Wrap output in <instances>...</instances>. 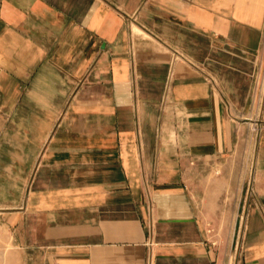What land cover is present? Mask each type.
Here are the masks:
<instances>
[{"label":"crops","instance_id":"obj_1","mask_svg":"<svg viewBox=\"0 0 264 264\" xmlns=\"http://www.w3.org/2000/svg\"><path fill=\"white\" fill-rule=\"evenodd\" d=\"M263 67L264 0H0V264H264Z\"/></svg>","mask_w":264,"mask_h":264},{"label":"rangeland","instance_id":"obj_2","mask_svg":"<svg viewBox=\"0 0 264 264\" xmlns=\"http://www.w3.org/2000/svg\"><path fill=\"white\" fill-rule=\"evenodd\" d=\"M239 169V184H234V190L231 189L229 193H224L220 201L221 208L219 210V215L210 224L211 243L216 246L218 254H220V256H225V260L228 261H231L230 259L234 252L239 249L243 234L244 215H242V213L239 215L236 214L238 202L236 196L241 189H243V191L245 190L246 186L243 184V179L247 173V169L246 166L242 165L239 166ZM208 172L211 177L221 175L218 169H208ZM0 236H7L6 232L0 230Z\"/></svg>","mask_w":264,"mask_h":264},{"label":"built area","instance_id":"obj_3","mask_svg":"<svg viewBox=\"0 0 264 264\" xmlns=\"http://www.w3.org/2000/svg\"><path fill=\"white\" fill-rule=\"evenodd\" d=\"M262 72H263V74H264V67H263ZM259 98H260V96H259L257 93L254 94V95H253V102L257 104V103L259 102Z\"/></svg>","mask_w":264,"mask_h":264}]
</instances>
